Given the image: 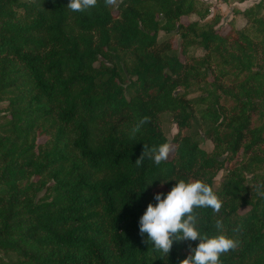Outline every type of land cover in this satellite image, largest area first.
Masks as SVG:
<instances>
[{
    "label": "trees",
    "instance_id": "obj_1",
    "mask_svg": "<svg viewBox=\"0 0 264 264\" xmlns=\"http://www.w3.org/2000/svg\"><path fill=\"white\" fill-rule=\"evenodd\" d=\"M69 3L0 0V264H181L200 241L165 255L139 222L182 180L223 201L194 210L202 235L241 241L222 264H264V0L223 31L206 0Z\"/></svg>",
    "mask_w": 264,
    "mask_h": 264
},
{
    "label": "clouds",
    "instance_id": "obj_2",
    "mask_svg": "<svg viewBox=\"0 0 264 264\" xmlns=\"http://www.w3.org/2000/svg\"><path fill=\"white\" fill-rule=\"evenodd\" d=\"M121 2L122 0H105V5L118 7ZM97 4L98 0H70L67 7L73 12H85L95 8ZM149 122L148 117L140 119L133 128L132 135L134 136L145 123ZM172 151V145L167 142L151 149L145 145L144 152L136 160L135 165H142L145 156L153 159L156 165H160L168 159ZM258 195L264 196V192L258 191ZM154 199L157 203L148 204L140 218L139 230L141 235L147 234L148 240L156 250L168 255L176 241H200L192 250V254L181 261V264H222L221 256L240 246L241 241L238 239L223 234L207 238L197 229L195 209L211 208L213 212L219 213L223 206V201L203 181L176 182L166 196L157 193ZM216 227L222 228V221L218 220Z\"/></svg>",
    "mask_w": 264,
    "mask_h": 264
},
{
    "label": "rangeland",
    "instance_id": "obj_3",
    "mask_svg": "<svg viewBox=\"0 0 264 264\" xmlns=\"http://www.w3.org/2000/svg\"><path fill=\"white\" fill-rule=\"evenodd\" d=\"M211 4V7L209 9L208 16H211L213 14H218L219 21L215 25L218 27L220 31L224 30L225 23L230 19L235 17L237 25L240 26H246V23L244 22V19L240 13H235L234 10H241L245 6L257 1V0H206ZM113 12L115 11L114 6H112ZM207 16V17H208ZM197 16L195 14H188V15H182L179 20L182 22H187L189 20L195 19ZM162 35V32H160V36ZM173 46L178 47V37L173 36L172 40ZM190 52L199 53L201 50L199 48H189ZM180 58H184L183 54H179ZM198 93L194 87L191 89V91L188 93L189 96H192L193 94ZM3 104V102L1 103ZM161 125L166 133L167 137L170 138L172 134L176 131V126L172 122L169 114L164 113L161 115ZM43 137L39 136L36 138V141H42ZM199 143L202 147H204L206 150H209L212 146V143L209 139L205 138L201 133L199 135ZM222 171H219L217 175L215 176V183L219 180L220 175ZM245 210V207L240 208L239 211L243 212Z\"/></svg>",
    "mask_w": 264,
    "mask_h": 264
}]
</instances>
